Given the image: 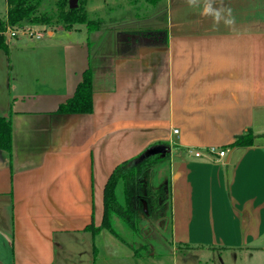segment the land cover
I'll return each mask as SVG.
<instances>
[{
  "label": "crops",
  "instance_id": "crops-1",
  "mask_svg": "<svg viewBox=\"0 0 264 264\" xmlns=\"http://www.w3.org/2000/svg\"><path fill=\"white\" fill-rule=\"evenodd\" d=\"M209 2L233 23L205 15L206 0H160L163 25L128 33L126 52L96 64L85 25L25 34L21 49L44 55L35 70L6 62L0 79L12 136L0 148V264H159L93 228L116 167L163 144L172 150L164 161L172 255L161 264H203L200 252L212 264L228 255L264 264V0ZM60 29L77 36L56 43ZM90 67L93 111L58 113ZM248 130L251 145L230 147ZM214 146L227 155L195 156Z\"/></svg>",
  "mask_w": 264,
  "mask_h": 264
},
{
  "label": "rangeland",
  "instance_id": "rangeland-1",
  "mask_svg": "<svg viewBox=\"0 0 264 264\" xmlns=\"http://www.w3.org/2000/svg\"><path fill=\"white\" fill-rule=\"evenodd\" d=\"M57 1L58 0H48L43 4L42 9L51 10L53 13L56 12L57 9ZM165 2V0H161ZM82 9L87 14V20L91 23L92 27L96 26L95 22L98 25V28L94 31H91V40L93 42L92 52H93V61L94 64L98 63L101 58L112 57L114 54H119L120 52H126L123 46L124 37L128 38V33L133 34L136 31L147 32L150 31L154 27H161L163 23L166 21V14L163 11H155L154 4L152 0H79ZM6 0H0V15L4 19L7 10ZM6 8V9H5ZM79 24L74 25L78 26ZM46 27V29H53L57 27H62L61 24L51 23L49 25H41ZM34 27V26H33ZM17 30V33H20L16 37H9V55L5 51H0V79L1 77L8 75V70L5 68V63L9 61L10 65H14L15 68L13 71H22L21 69H26L31 67L33 70L37 68V59L40 58L41 55H44V51L40 49L37 53L34 54L35 60L29 54L27 49H21V43L25 40V34H28V30ZM64 28V27H62ZM36 29L34 28H31ZM67 31V30H66ZM132 31V32H131ZM24 32H26L24 34ZM161 32V31H160ZM73 37L77 36L74 32L72 35L70 33L65 32L64 29H60L57 31L56 36L52 39L54 42H61L65 39H68L69 36ZM62 38L63 40H59ZM50 35H46L45 38L41 40H33L34 43H40V41L50 40ZM14 44H19L17 47H13ZM127 49V48H126ZM133 50V48L131 47ZM5 69H3V68ZM101 70H105L106 67H101ZM94 70V69H93ZM37 71V70H36ZM155 166H152V170L150 172L149 181L150 188L152 192H156L158 188L161 187L164 183H167L169 176V167L166 165L165 158L160 159L158 156H153ZM161 163V164H160ZM122 185L118 188V197L119 202L123 203L122 197ZM141 199L140 201L143 203L142 205V214L147 219V223H144V229L141 233L142 236H135L132 232H130L126 225L124 224L122 219H119L117 216H113V225L116 230L123 236L126 240L133 243L135 247H140L142 245H147L148 250L150 249L151 253L142 251L143 256H149L150 254H156V258L158 259L159 264H161L162 260L169 261V255H172L171 252V235H170V226L169 222L170 218L167 216L168 214V205L169 200H165L163 205H158V201L152 199L148 196L146 188H142L141 191ZM147 205V209L145 211L144 207ZM160 206V207H158ZM166 214V215H165ZM167 216V221L165 217ZM116 220L120 224V226L116 225ZM165 220V221H164ZM160 221L163 222L162 226ZM147 231V232H145ZM146 233V234H145ZM196 257L199 256L203 264H212L209 260V254L205 252H200L194 254ZM225 255V254H224ZM223 255V256H224ZM212 256V255H211ZM141 257V256H140ZM233 259H231L230 255L224 257L225 264H233ZM244 261H239V263H243ZM219 259L215 260L214 264H219Z\"/></svg>",
  "mask_w": 264,
  "mask_h": 264
},
{
  "label": "trees",
  "instance_id": "trees-1",
  "mask_svg": "<svg viewBox=\"0 0 264 264\" xmlns=\"http://www.w3.org/2000/svg\"><path fill=\"white\" fill-rule=\"evenodd\" d=\"M48 0H6L7 10L5 19L0 15V50L7 52L9 55V37L6 34L7 28L16 27L23 28L25 26H40L49 25L51 23L61 24L64 29L70 30L74 28V25H85L87 30L91 33L98 28L91 25L87 20V14L82 9L79 2L77 8H69V0H58L56 12L51 10L42 9L43 4ZM160 0H152L153 4H156ZM94 70L92 67L87 69L83 73L82 80L77 86L74 96L69 98L67 102L60 105L58 113L63 114H87L93 111V93L94 87ZM255 135L251 130L248 132L237 135L231 146L236 147H248L254 142ZM11 121L6 117H0V148L9 150L11 147ZM154 157L147 158L136 164H130L124 162L116 167L112 172L109 180L106 183L104 202L105 213L104 221L100 227L93 228L96 232L98 229H106L111 234L117 236L123 243L128 245L134 253L138 256H142V251L150 252L147 245L135 247L133 243H130L123 236L119 234L113 225V216H117L122 219L128 227L129 231L135 236H144L141 233L144 229V223H147V219L142 214L141 191L142 188H146L148 196L158 201V205H163L165 200L168 199L169 189L168 183H164L156 192H152L150 188L149 176L152 170ZM122 185V197L123 203L119 202L118 188ZM158 206V207H160Z\"/></svg>",
  "mask_w": 264,
  "mask_h": 264
},
{
  "label": "built area",
  "instance_id": "built-area-1",
  "mask_svg": "<svg viewBox=\"0 0 264 264\" xmlns=\"http://www.w3.org/2000/svg\"><path fill=\"white\" fill-rule=\"evenodd\" d=\"M26 27H29V30H28V36H30V37H37V38H40V36L39 35H36L37 33H34V31H35V29H31V28H36V29H40L41 27H38V26H25V27H23V28H16V27H8L7 28V30H6V34H8L10 37H16V36H18L20 33H17V30H27L28 28H26ZM26 32H24V34H25ZM174 132H175V134L176 135H178L179 134V132H178V130H174ZM204 152H206L205 154L207 155V156H209V157H215V156H217L219 159L220 158H223V157H225L226 155H227V153H228V150L227 149H224V148H219V147H216V146H214V147H208V148H206V149H200V150H197L196 152H195V156L197 157V156H203L204 155Z\"/></svg>",
  "mask_w": 264,
  "mask_h": 264
},
{
  "label": "water",
  "instance_id": "water-1",
  "mask_svg": "<svg viewBox=\"0 0 264 264\" xmlns=\"http://www.w3.org/2000/svg\"><path fill=\"white\" fill-rule=\"evenodd\" d=\"M78 6H79V0H69L70 9L77 8ZM171 151L172 150L170 149L169 145L163 144L159 146H152L146 149V152H144L143 155H141L138 159L131 161L130 164H136L153 156H158L160 159H163L166 158L169 154H171ZM145 208L147 209V205H145L144 209Z\"/></svg>",
  "mask_w": 264,
  "mask_h": 264
},
{
  "label": "clouds",
  "instance_id": "clouds-1",
  "mask_svg": "<svg viewBox=\"0 0 264 264\" xmlns=\"http://www.w3.org/2000/svg\"><path fill=\"white\" fill-rule=\"evenodd\" d=\"M190 5H195L197 3V0H188ZM223 9H217L213 7V3L209 2V0H206V6L204 8V14L205 15H211L216 23H219L223 20V22L226 25H230L233 23V20L231 18L224 19V16L222 15ZM231 15V12L229 10V16Z\"/></svg>",
  "mask_w": 264,
  "mask_h": 264
}]
</instances>
